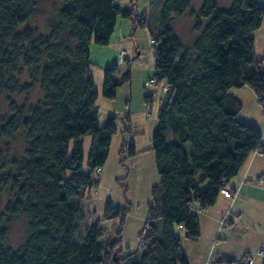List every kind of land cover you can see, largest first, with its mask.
Listing matches in <instances>:
<instances>
[{
  "label": "trees",
  "instance_id": "1",
  "mask_svg": "<svg viewBox=\"0 0 264 264\" xmlns=\"http://www.w3.org/2000/svg\"><path fill=\"white\" fill-rule=\"evenodd\" d=\"M45 1L0 0V264H188L175 227L196 239L192 205H213L221 181L226 186L253 150L264 158L261 132L237 120L241 104L229 92L247 86L264 109V66L253 48L264 7L258 0L226 6L202 0L194 10L192 0H149L138 14L133 1L122 10L117 0H54L40 30L33 21ZM185 15L192 23L188 39L174 24ZM118 17L147 30L151 80L165 84L151 136L159 181L151 188L141 243L124 256L119 242L126 210L106 201L105 220L121 225L118 239L102 240L98 224L81 229L79 205L98 184L93 172L106 162L117 120L111 114L103 125L97 122L90 45L106 46ZM116 73V65L103 71L107 100L130 79L128 68ZM122 133H129L128 124ZM13 143L18 149L9 153ZM124 148L134 155L125 140L120 154ZM18 220L25 222L24 236L11 247L7 237Z\"/></svg>",
  "mask_w": 264,
  "mask_h": 264
},
{
  "label": "crops",
  "instance_id": "2",
  "mask_svg": "<svg viewBox=\"0 0 264 264\" xmlns=\"http://www.w3.org/2000/svg\"><path fill=\"white\" fill-rule=\"evenodd\" d=\"M132 1L135 6L136 0H117L116 5L120 9L126 10L131 7ZM201 2L202 0L198 2V6H200ZM227 3L228 0H226L225 4L227 5ZM258 3L261 7H264V0H258ZM136 29L137 28H133L130 21L118 17L108 44L106 46L90 45L89 57L91 62V76V67L96 69L98 79L102 77L104 69L112 65L117 66V73L121 72L120 74H122L126 68L129 69V65L131 63L133 64L134 57H136L135 55H140L138 48L143 38L141 33H138L137 36ZM145 31L149 38L146 29ZM253 48L254 52L262 57V66H264V23L253 33ZM120 52H124V55L120 56ZM128 57H130V59H128ZM136 59L137 58H135V60ZM151 59L153 60L152 56ZM119 75L115 74V77ZM128 82L122 85L126 86ZM164 86L165 84L163 85V89H165ZM119 88L116 91L114 99L118 98ZM229 92L241 104V110L237 115V120L256 127L261 132L262 140H264V109L258 104L253 91L249 87L244 86L239 89L232 88ZM101 102L104 104V101ZM143 102L151 107L152 95H144ZM129 104L128 98H124L122 112H111L107 114L106 117L114 114L119 121V123L118 121L116 122V130L118 131V135H116V147L118 145V154H120L124 140L134 146V155L128 158L118 159V162H121L123 159H128L126 164L129 170L126 173L123 171V174H125L124 176L128 179H130V177L134 178L133 191L139 192L140 197H143L145 200L147 199L146 211L142 210V212L137 215L141 223V229L147 219L148 207L151 202V188L159 181L150 138V135H152L157 128L158 115L157 121L151 124L148 123V125L143 123L145 127L143 129L139 128V130L144 133L146 141L143 142L144 140H140L142 143L137 141L134 143L132 139L129 140L128 138L130 137L129 135H132L135 131L136 126V121L130 109L128 110ZM125 124H128L129 133L125 135L127 138L123 139L122 132L125 128ZM111 139L108 147V156L112 142ZM83 145L84 154H87L90 138H84ZM86 156L84 155V159ZM117 174H119V170ZM104 177L103 173L99 181L100 188L98 192L106 188L104 185ZM122 187H124L123 190L126 192V187L124 185ZM226 188L232 192L231 197H226L220 193L213 205L202 210L199 209L197 205H192L191 210L196 215L199 226V235L196 239H186L182 229L180 227H175V232L180 238L184 256L188 264H243L240 260L246 256L252 257L253 264H264V254L259 255L257 253L260 248H264V158H262L257 150H253L248 154L236 176L227 181ZM102 200L103 201L93 198L91 200L88 199V207L86 205L83 208L84 197L82 198L79 205L84 212L85 218L81 224L84 226V228H82L83 230H85L87 226L90 227L95 224H98L102 230L107 228V236L109 237L113 229L115 232L116 230L118 231V229L114 228V222L117 225L118 219L103 221L102 216L105 202L109 200L115 207H124L126 205L114 203L107 196L103 197ZM127 208L130 209V207ZM87 210L89 211L88 214H86ZM108 221H112L110 226L108 225ZM104 222L107 223L105 224ZM124 231L125 225H123L120 235L121 256L130 253L127 252L123 254L122 252V237ZM115 234L113 238L116 237Z\"/></svg>",
  "mask_w": 264,
  "mask_h": 264
},
{
  "label": "rangeland",
  "instance_id": "3",
  "mask_svg": "<svg viewBox=\"0 0 264 264\" xmlns=\"http://www.w3.org/2000/svg\"><path fill=\"white\" fill-rule=\"evenodd\" d=\"M199 1L200 0H192L191 2L192 9L196 10L199 7L198 6ZM217 1L220 6H226L225 4L226 0H217ZM148 5H149V0H136L135 1L136 12L143 13L147 11ZM56 6L57 3L54 0H46L41 5V11L35 17L33 24L36 27H38L40 30H43L45 28L46 20L55 10ZM174 24H175L176 32L181 38L188 39L193 34L191 28V24H192L191 18L189 17V15H185L175 20ZM136 30H137V36L138 33H141L143 35L141 44H139V48H138V52L140 53V55H135L136 57H134L133 64L130 62L131 63L129 65L130 79L128 84H126V86L122 85L119 88L118 98L113 100H107L103 98V96L101 95L102 77L98 79L96 69H94L93 67H91V72H92V80L94 83V90L97 91V100L99 101V102L97 101L98 112L96 115L98 124L103 125L105 123L107 114L116 111L122 112L121 110L123 108L124 98H128L130 102L128 106V110L130 109V112L136 121L135 131L132 133V135L130 134L129 135L130 137L128 138L129 140L132 139L134 143L135 141L142 143L143 140H144L143 142L146 141V137L144 133L141 130H139V128L143 129L145 127V124L143 123H146V125H148V123L151 124L152 122L157 121V111L160 106L161 100L163 99L164 96V89H163L164 83L163 81H158L155 82L154 84L149 83V80L154 79V71H155L154 63L153 60L151 59L152 56L151 43L149 41V38L147 37V33L145 29L137 28ZM122 53L124 52H120V56L124 55V54L121 55ZM135 58L137 59L135 60ZM128 59H130V57H128ZM120 73L121 72H118L116 73V75H119ZM144 95H152V102L149 110L151 113V117L146 116V111H145L146 104H144L143 102ZM101 101H104V104ZM2 108L3 106L0 105V110H2ZM117 121L118 119L116 120V122ZM132 126H133V122H132ZM116 135H118L117 130L114 132L112 136L111 139L112 142L109 149L110 151L109 156L107 155L108 158H106L107 159L106 163L100 170L101 173L98 176L99 179L97 186L87 189L84 194L83 208L86 205L88 207L89 205L87 203L88 199L91 200L93 198V199H100L101 201H103L102 198L105 196L109 197L110 200L114 203H119V204L121 203L126 205L124 207H121L126 210V213L123 218V225H125V231L122 237V252L123 254H126L127 252L134 251L141 243V236L145 232V227H146L145 225L147 224V219L144 222L142 228L140 229L141 223L137 215H139L142 212V210L146 211L147 199L145 200L143 197H140L139 192L133 191L134 188L133 183L135 181L134 178L130 177V179H128L126 176H124L125 174H123V171L124 173H126L129 170V167L126 164L128 159L126 160L123 159L121 162H118L119 161L118 159L126 158V157L128 158L129 156H127L126 150L124 149L122 154H118L117 152L118 145L116 147V143H117ZM122 138L126 139L127 136H125L122 133ZM85 139H89V137H85ZM18 144L19 143H13L12 145H9L8 148L9 153L16 152L18 149ZM84 155L86 156L87 154L85 153ZM118 170H119V174H117ZM103 173L105 176L104 185L106 186V188L98 192L100 188L99 181ZM123 185L127 189L126 192H124L125 190H123L124 188L122 187ZM127 207H130V209H128ZM88 213L89 211L87 210L86 214ZM102 218L103 221H105L104 210H103ZM117 221H118L117 225L114 222V228L119 230L121 224L119 223L120 222L119 219ZM104 223L106 224L107 222ZM111 224L112 221H108V225L110 226ZM82 228H84L83 224H81V229ZM87 228H89V226H87ZM24 231H25V222L23 220L16 221L10 228L7 237V243L11 247H17L23 239ZM107 233H108V229L105 228L103 230L104 235L102 236V240L107 239L108 237ZM114 234L116 235L115 238H113ZM109 237L113 238L112 240L118 239L117 230L115 232L113 229L110 232ZM117 264L119 263L117 262Z\"/></svg>",
  "mask_w": 264,
  "mask_h": 264
},
{
  "label": "built area",
  "instance_id": "4",
  "mask_svg": "<svg viewBox=\"0 0 264 264\" xmlns=\"http://www.w3.org/2000/svg\"><path fill=\"white\" fill-rule=\"evenodd\" d=\"M123 54L124 53H122L121 55H123ZM149 83L150 84H154V81L150 80ZM149 110H150V106L148 104H146V108H145L146 116H150L151 117V114H150ZM99 175H100V170H99V168H96L95 171L93 172V177L94 178H98ZM221 185H222V187L220 188V193L223 194L226 197H231L232 196V192L226 188L224 180L221 181ZM257 253L259 255L264 254V248H260ZM240 262L243 263V264H253V260H252L251 256L243 257L240 260Z\"/></svg>",
  "mask_w": 264,
  "mask_h": 264
}]
</instances>
